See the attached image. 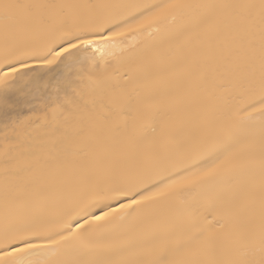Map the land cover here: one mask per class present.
Here are the masks:
<instances>
[{"label":"snow or ice","instance_id":"obj_1","mask_svg":"<svg viewBox=\"0 0 264 264\" xmlns=\"http://www.w3.org/2000/svg\"><path fill=\"white\" fill-rule=\"evenodd\" d=\"M0 264H264V0H0Z\"/></svg>","mask_w":264,"mask_h":264}]
</instances>
